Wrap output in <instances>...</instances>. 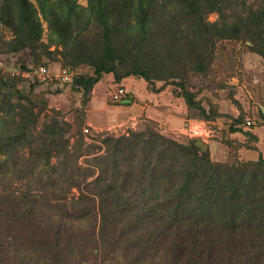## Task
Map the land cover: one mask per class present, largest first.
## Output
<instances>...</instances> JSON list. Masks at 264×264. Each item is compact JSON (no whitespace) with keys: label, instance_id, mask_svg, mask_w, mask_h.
<instances>
[{"label":"trees","instance_id":"obj_1","mask_svg":"<svg viewBox=\"0 0 264 264\" xmlns=\"http://www.w3.org/2000/svg\"><path fill=\"white\" fill-rule=\"evenodd\" d=\"M258 2L88 0L85 7L3 0L0 23L12 34L4 54L29 51L35 67L64 59L57 74L88 67L68 82L54 76L88 99L104 75L117 83L139 77L182 100H168L175 115L180 106L185 119L210 120L218 113L202 100L215 90V65L228 48L234 53L229 45L264 58V0ZM42 83L0 71V264H75L84 246H96L99 227L102 242L115 247V264H264V160L220 165L208 147L203 152L149 127L96 137L106 148L93 158L96 177L79 165L97 148L85 142L83 120L71 125L48 115L37 132L47 107L30 96ZM74 188L80 194L69 202Z\"/></svg>","mask_w":264,"mask_h":264},{"label":"rangeland","instance_id":"obj_2","mask_svg":"<svg viewBox=\"0 0 264 264\" xmlns=\"http://www.w3.org/2000/svg\"><path fill=\"white\" fill-rule=\"evenodd\" d=\"M2 1L0 0V2ZM77 1L81 6L88 5V0ZM245 1L254 6L259 4V0ZM216 20V14L210 15V22ZM44 28L47 31L45 23ZM11 40V32L0 23V71L12 76H21L34 83L43 82L30 96L35 100L41 99L47 107L46 114L42 115L37 124V132L41 130L48 115L56 116L59 120L66 121L71 125L78 123V120H83L81 132L85 136V142L88 145H96L97 148L90 153V156L81 158L79 165L82 168H92V171L96 172V177L99 176V170L98 164L93 158L106 154L105 146L102 147L100 141H94L96 137L114 136L120 138L129 136L132 132L148 131L149 127L156 128L158 133L167 138L187 145L193 146V142L200 140L208 147L211 160L220 165L237 167L243 163L256 164L264 160V120L260 115V111L264 114V58L248 52L243 44L229 45L233 47L234 53L232 49L228 48L231 53L226 54L225 58L223 57L225 61L222 65H215L214 72L209 77V81L214 83L215 90L204 95L202 103L207 108H215L218 114L210 120H192L184 118L182 115L184 110L180 106H175L178 111L176 115L166 108L170 106L168 100H174L171 102L173 104L182 101L175 99L169 88L156 93L146 80L135 76L117 83L112 74L104 75L88 99L82 93L55 83L54 76L59 75L57 73L63 63L65 64L64 59L59 58V62H50L44 59L40 65L35 67L29 51L19 54H4V51L7 50L6 44ZM47 40V36L44 37V41L47 42ZM247 44L251 45L250 42ZM41 66H45L43 68L47 70L46 77H43L38 71ZM18 67H26L30 71L21 73ZM69 67L71 66L67 65L65 68L71 69ZM88 71V67H83L77 71L69 70L68 72L73 73L74 76L89 74ZM196 82L198 89L199 86H204L202 80ZM22 86L23 91L29 88V85ZM162 86L163 84L159 83L155 88ZM118 88H124L127 92L124 103H115L112 100V94ZM27 104L30 108L31 104ZM174 116L177 121L180 120V123L177 124L173 120ZM249 121L253 123L250 127L247 125ZM232 127L240 128V132L233 133L230 131ZM253 134L258 135V141L254 140ZM76 139V135L71 137V145L75 144ZM23 152L26 150L21 153ZM2 159L4 158L0 155V160ZM79 194L80 191L74 188L68 196V201H72V198ZM99 228L96 229V246H81L83 247L81 251L76 246V249L73 250L79 251L78 258L72 257L75 264H115L117 262L113 254L114 245L102 242V231ZM12 236L11 234L10 237ZM107 239L106 235L105 240ZM102 253L107 254L105 258Z\"/></svg>","mask_w":264,"mask_h":264},{"label":"built area","instance_id":"obj_3","mask_svg":"<svg viewBox=\"0 0 264 264\" xmlns=\"http://www.w3.org/2000/svg\"><path fill=\"white\" fill-rule=\"evenodd\" d=\"M41 75L45 76L47 74V70L42 68L40 69ZM73 76V73H69L67 70H64L62 73H60L59 75H56V79H61L65 82H68L71 80ZM127 96V92L124 88H118L117 91L115 93L112 94V100L115 103H120L122 102ZM253 123L252 122H248L247 125L251 126Z\"/></svg>","mask_w":264,"mask_h":264},{"label":"water","instance_id":"obj_4","mask_svg":"<svg viewBox=\"0 0 264 264\" xmlns=\"http://www.w3.org/2000/svg\"><path fill=\"white\" fill-rule=\"evenodd\" d=\"M194 147H198L200 148L201 151L205 152L207 147L205 144H203L200 140H197L195 142L192 143Z\"/></svg>","mask_w":264,"mask_h":264},{"label":"crops","instance_id":"obj_5","mask_svg":"<svg viewBox=\"0 0 264 264\" xmlns=\"http://www.w3.org/2000/svg\"><path fill=\"white\" fill-rule=\"evenodd\" d=\"M173 120H175L177 124L180 123V120L177 121V118L175 116L173 117Z\"/></svg>","mask_w":264,"mask_h":264},{"label":"clouds","instance_id":"obj_6","mask_svg":"<svg viewBox=\"0 0 264 264\" xmlns=\"http://www.w3.org/2000/svg\"><path fill=\"white\" fill-rule=\"evenodd\" d=\"M126 97H127V96H126ZM124 100H126V98H125ZM124 100H123V101H124ZM123 101H122V102H120V103H124Z\"/></svg>","mask_w":264,"mask_h":264}]
</instances>
